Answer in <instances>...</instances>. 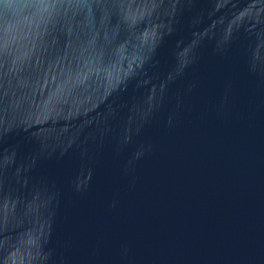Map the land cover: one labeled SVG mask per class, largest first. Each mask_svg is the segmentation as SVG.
<instances>
[{
    "label": "water",
    "instance_id": "95a60500",
    "mask_svg": "<svg viewBox=\"0 0 264 264\" xmlns=\"http://www.w3.org/2000/svg\"><path fill=\"white\" fill-rule=\"evenodd\" d=\"M0 264H264V0H0Z\"/></svg>",
    "mask_w": 264,
    "mask_h": 264
}]
</instances>
